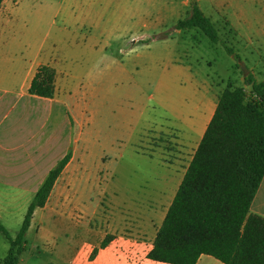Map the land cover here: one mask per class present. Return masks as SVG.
<instances>
[{
	"label": "crops",
	"instance_id": "crops-1",
	"mask_svg": "<svg viewBox=\"0 0 264 264\" xmlns=\"http://www.w3.org/2000/svg\"><path fill=\"white\" fill-rule=\"evenodd\" d=\"M141 1L60 0L56 10L59 25L52 36L46 34L45 40L50 38L47 45L46 41L20 40L16 37L19 25H0V204L4 200L29 204L49 170L71 152L45 205L34 210L29 228L35 225L40 235L47 233L44 217L56 227L68 224L73 219L72 209L67 207L81 203L76 192L79 174L91 166L88 153L82 159L86 164L75 163V144L80 138L75 135V124L80 120L88 124L89 120V102L85 88H81L82 80L95 75L100 79L104 72L100 66L94 70L91 63L102 58L106 43L111 44L113 38L118 41L117 46L122 44L125 34H115L114 29L127 26L153 30V14L162 16L174 10L171 0H146V6ZM226 12L230 27L239 38L264 52V0H227ZM128 21L134 24L125 25ZM179 56L172 37L153 38L139 45L133 43L112 72L135 75L141 85L147 86L150 100L157 96L153 108L161 113L158 125L164 121L176 128L179 139L196 149L224 86L203 80L196 67ZM43 64L55 71L52 97L28 90L37 67ZM99 167L91 174L97 173ZM164 168L166 184L153 185L140 197L120 202L118 191L108 182H92L91 186L102 192V211L99 210L98 218L85 212L87 238L80 247H58L57 235L53 231L47 233L60 260L52 264H170L147 257L175 194L170 169ZM183 174L177 178L179 183ZM59 184L60 191L52 197ZM51 198L59 205L64 200L66 209L48 211ZM250 211L264 216V176ZM38 213L40 217L34 223ZM107 236V243L101 246ZM195 264L224 263L201 254Z\"/></svg>",
	"mask_w": 264,
	"mask_h": 264
},
{
	"label": "rangeland",
	"instance_id": "rangeland-1",
	"mask_svg": "<svg viewBox=\"0 0 264 264\" xmlns=\"http://www.w3.org/2000/svg\"><path fill=\"white\" fill-rule=\"evenodd\" d=\"M191 1L171 0L174 10L162 13V16L153 14V30H135L127 26L114 29L115 34H125L122 44L117 46L118 41L113 38L111 44L106 43L102 58L91 63L94 70L100 66V70L104 72L100 79L95 75L82 80L81 88H85L89 102V120L88 124L81 120L75 124V135L80 136L75 144L78 155L75 163L77 166L86 164L82 159L84 153H88L91 166L87 172L79 174L76 192L81 203L67 207L69 211L72 209L70 217L73 219L68 220V224L56 227L46 217L42 221L47 233L53 231L57 235L58 247H80L82 240L86 241L87 238L85 212L98 218L99 210L102 211V192L99 188L92 187V182H108V185L118 191L117 201L120 202L130 197H140L151 191L153 185L166 184L164 167H167L170 169L168 173L171 188L176 191L179 185L177 178L183 174L194 153V147L179 139L176 128L164 121L158 125L161 113L153 108L157 96L154 101L150 100L147 86L141 85L139 79L131 73L112 72L114 65L123 58L124 51L133 43L139 45L149 42L158 34L169 32L168 37H172L177 43L179 57L196 67L203 80L224 87L227 84L242 86L246 91V99L255 100L251 86L245 83L244 76L252 73L256 80H264V52H259L254 45H248V41L239 38L230 27L226 12L227 0H194L218 28L221 41L211 42L195 27L175 29L176 21L188 15ZM141 2L142 6H146L143 3L146 0ZM59 3L60 0H3L0 6V25H19L16 37L20 40L46 41L47 45L50 38L45 40L46 34L52 36L59 25L56 15ZM133 24V21H128L125 25ZM129 30L132 31L129 33ZM222 42H226V45L239 54V61L227 53ZM151 123L153 124L148 127ZM101 164H105V167ZM98 167L97 173L91 174ZM59 185L52 197L56 191H60L61 184ZM27 205L28 203L19 200H4L0 204V222L12 238L20 228ZM46 209L63 211L66 205L64 200L59 205L51 198ZM39 213L34 223H37ZM35 227L33 225L26 232L25 249L19 255L18 264L59 263L49 236L47 233L40 235ZM8 247L9 241L0 230V259L6 254Z\"/></svg>",
	"mask_w": 264,
	"mask_h": 264
},
{
	"label": "trees",
	"instance_id": "trees-1",
	"mask_svg": "<svg viewBox=\"0 0 264 264\" xmlns=\"http://www.w3.org/2000/svg\"><path fill=\"white\" fill-rule=\"evenodd\" d=\"M3 0H0V6ZM198 28L211 42L221 41L218 28L194 0L187 16L174 28ZM169 32L158 34L164 38ZM227 53L239 54L226 42ZM55 71L40 65L29 92L52 97ZM255 100L246 99L242 86L227 84L218 96L214 112L185 169L183 177L157 229L147 257L170 264H195L208 254L224 264H264V216L250 211L251 202L264 176V80L252 73L244 76ZM71 158L66 153L51 168L27 206L20 228L9 241L0 264H18L25 249V234L34 210L43 207L55 180ZM108 236L101 246L107 243ZM96 252L93 250L92 254Z\"/></svg>",
	"mask_w": 264,
	"mask_h": 264
}]
</instances>
